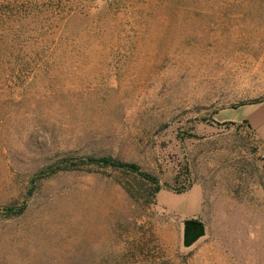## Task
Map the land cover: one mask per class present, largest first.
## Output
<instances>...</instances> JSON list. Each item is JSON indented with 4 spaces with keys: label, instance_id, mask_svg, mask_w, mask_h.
<instances>
[{
    "label": "rangeland",
    "instance_id": "obj_1",
    "mask_svg": "<svg viewBox=\"0 0 264 264\" xmlns=\"http://www.w3.org/2000/svg\"><path fill=\"white\" fill-rule=\"evenodd\" d=\"M30 1L0 21V264H264V131L216 121L264 106V0L0 12Z\"/></svg>",
    "mask_w": 264,
    "mask_h": 264
},
{
    "label": "trees",
    "instance_id": "obj_2",
    "mask_svg": "<svg viewBox=\"0 0 264 264\" xmlns=\"http://www.w3.org/2000/svg\"><path fill=\"white\" fill-rule=\"evenodd\" d=\"M23 4H25L23 7L15 6L16 8L14 10L13 9H10L9 10V8H13L10 4H9V6L6 5V7H5L6 9L3 12H0V21H3V22L8 21L9 23L10 22H12V23H20V21L18 20V18H19V19H21V24H23V22H24V19L23 18L25 16H28L33 11L37 15V18H36L35 21L38 22V20L40 19L39 18L40 13L38 11H36V10L37 9H41V11H44V10H42V8H43V2L30 1V2H27V3H23ZM96 7H98V6H96ZM52 10L54 12V15H57V16L64 15L65 18L67 17L66 16V11L67 10H66V8L62 4H59V3L53 4V9ZM79 10L82 11V10H84V8L76 9L72 5V2L70 3V8H69V15H70V17H73V15L80 14V12H78ZM86 12H87V10H86ZM12 16H14V18H15L14 21H11ZM29 18H34V17H29ZM30 23L32 24V23H35V22L33 20H31ZM18 27L19 26H13L12 29L15 30ZM11 30H10V28H7L6 31L5 30H0V33L12 32ZM4 37H6L5 34L3 35L2 39H4ZM58 40H59V38H58ZM131 167H133V166H131ZM192 222H196V221H192ZM198 224H200V223L198 222ZM200 226H201V224H200ZM184 238L186 239L185 240V243L186 244H189L190 243V240L187 239L188 237H184Z\"/></svg>",
    "mask_w": 264,
    "mask_h": 264
},
{
    "label": "crops",
    "instance_id": "obj_3",
    "mask_svg": "<svg viewBox=\"0 0 264 264\" xmlns=\"http://www.w3.org/2000/svg\"><path fill=\"white\" fill-rule=\"evenodd\" d=\"M241 110H246V112L239 114L238 112ZM220 117L221 118L218 117V119H216L218 123L225 121L229 123L248 122L249 126L255 130L256 133L261 134V130L264 131V106H260L259 104L242 105L236 109H231L225 117Z\"/></svg>",
    "mask_w": 264,
    "mask_h": 264
},
{
    "label": "water",
    "instance_id": "obj_4",
    "mask_svg": "<svg viewBox=\"0 0 264 264\" xmlns=\"http://www.w3.org/2000/svg\"><path fill=\"white\" fill-rule=\"evenodd\" d=\"M188 224L193 226V233L191 236H189L187 239L190 240L191 244L192 242H194L198 237H200L202 235V226H200V224H198V222H192V221H185L184 225ZM186 239L184 238V241Z\"/></svg>",
    "mask_w": 264,
    "mask_h": 264
},
{
    "label": "flooded vegetation",
    "instance_id": "obj_5",
    "mask_svg": "<svg viewBox=\"0 0 264 264\" xmlns=\"http://www.w3.org/2000/svg\"><path fill=\"white\" fill-rule=\"evenodd\" d=\"M193 233V226L185 224L183 228L184 237H189Z\"/></svg>",
    "mask_w": 264,
    "mask_h": 264
}]
</instances>
